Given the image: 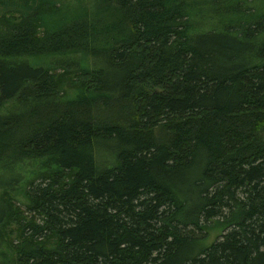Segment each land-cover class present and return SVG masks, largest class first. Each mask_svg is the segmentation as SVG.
<instances>
[{
	"label": "trees",
	"instance_id": "trees-1",
	"mask_svg": "<svg viewBox=\"0 0 264 264\" xmlns=\"http://www.w3.org/2000/svg\"><path fill=\"white\" fill-rule=\"evenodd\" d=\"M0 6V264H264V0Z\"/></svg>",
	"mask_w": 264,
	"mask_h": 264
},
{
	"label": "rangeland",
	"instance_id": "rangeland-1",
	"mask_svg": "<svg viewBox=\"0 0 264 264\" xmlns=\"http://www.w3.org/2000/svg\"><path fill=\"white\" fill-rule=\"evenodd\" d=\"M67 1H71V0H67ZM12 13V11H8L5 12V10L0 6V29H3L4 26L1 24V19L3 17L7 18L9 17V14ZM15 14V13H14ZM261 136L264 139V131L261 132ZM10 179L9 176L7 175H0V183L5 184L6 181ZM13 195L15 196V198L19 201L23 200L22 195L20 194V191H14ZM7 231H12V233H9V241H12L13 244H15L18 241V233L15 230L14 226H11ZM218 234L217 231H211L210 237L208 238V241L206 242L207 245L211 244L212 242H214V239L216 237V235ZM6 239V237H5Z\"/></svg>",
	"mask_w": 264,
	"mask_h": 264
}]
</instances>
